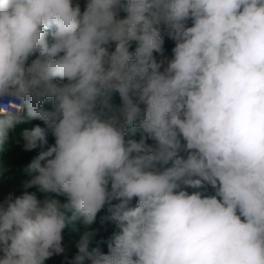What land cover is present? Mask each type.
<instances>
[{"label":"clouds","instance_id":"9594fccd","mask_svg":"<svg viewBox=\"0 0 264 264\" xmlns=\"http://www.w3.org/2000/svg\"><path fill=\"white\" fill-rule=\"evenodd\" d=\"M30 120L0 264H46L69 223V264H264V0H0V144Z\"/></svg>","mask_w":264,"mask_h":264},{"label":"trees","instance_id":"16d2710c","mask_svg":"<svg viewBox=\"0 0 264 264\" xmlns=\"http://www.w3.org/2000/svg\"><path fill=\"white\" fill-rule=\"evenodd\" d=\"M82 6H84V3ZM173 46L174 42L165 35V56L171 57V48ZM115 98L118 102V95H116ZM45 106L50 107V101L46 102ZM36 124H41V126H43V122L40 120H30L28 122L16 124L14 129H12L9 133L10 140L4 144H0V190L10 186L13 189L14 195H20L23 191H25V188L23 187V181L28 178L26 167L32 157L37 155L42 149L37 147L32 151L26 152L22 150V142L21 144H17L12 143V141L20 137L21 132L25 128L31 129ZM46 138L48 139L49 143H54V138L52 137L50 131H46ZM27 190L36 191L35 188H30ZM211 191L212 190L209 188V192ZM106 214L107 207L102 209L101 213L98 214L97 222L91 226V230H94L96 234L90 244V248L99 247L101 250L107 251L106 242L110 237L114 226L111 223H100V217ZM67 227H71L69 228L70 232L78 238H80L84 232L83 226L78 223H69ZM64 249L65 250L63 253L54 255L48 259L46 264H69V261L77 252V247L66 244Z\"/></svg>","mask_w":264,"mask_h":264},{"label":"rangeland","instance_id":"374dc122","mask_svg":"<svg viewBox=\"0 0 264 264\" xmlns=\"http://www.w3.org/2000/svg\"><path fill=\"white\" fill-rule=\"evenodd\" d=\"M81 3V7L83 8L82 4L85 3V0H80ZM1 167V165H0ZM9 192L13 193V189L10 186H7V188L0 190V200H2ZM61 200H63V197H59ZM69 228L71 227H66L64 230V241H63V246H65L66 244H70V245H74L76 246L78 240L80 238H78L77 236H75L74 234H72L69 230Z\"/></svg>","mask_w":264,"mask_h":264}]
</instances>
